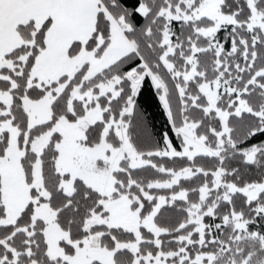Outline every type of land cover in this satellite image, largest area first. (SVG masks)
<instances>
[{
  "label": "snow or ice",
  "instance_id": "6c2138e0",
  "mask_svg": "<svg viewBox=\"0 0 264 264\" xmlns=\"http://www.w3.org/2000/svg\"><path fill=\"white\" fill-rule=\"evenodd\" d=\"M0 264H264V0H0Z\"/></svg>",
  "mask_w": 264,
  "mask_h": 264
},
{
  "label": "trees",
  "instance_id": "16d2710c",
  "mask_svg": "<svg viewBox=\"0 0 264 264\" xmlns=\"http://www.w3.org/2000/svg\"><path fill=\"white\" fill-rule=\"evenodd\" d=\"M141 104L151 120V127L149 130L159 132L165 127V117L162 115V109L158 107V101L154 99L151 91H145Z\"/></svg>",
  "mask_w": 264,
  "mask_h": 264
}]
</instances>
